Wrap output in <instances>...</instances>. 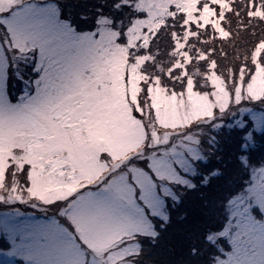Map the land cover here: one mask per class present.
Wrapping results in <instances>:
<instances>
[{"label":"snow or ice","instance_id":"snow-or-ice-1","mask_svg":"<svg viewBox=\"0 0 264 264\" xmlns=\"http://www.w3.org/2000/svg\"><path fill=\"white\" fill-rule=\"evenodd\" d=\"M241 36L221 63L217 54L229 53L218 42ZM101 53L108 68L123 63L122 80ZM262 80L264 0H0V207L10 209L0 212V232L11 238L0 264L18 255L138 264L144 241L157 243L173 222L157 211L169 197L182 203L177 184L208 190L177 217L195 225L185 238L190 259L179 264H264V134L243 128L247 147L237 141L231 168L223 133L233 130L215 127L231 110L264 113ZM45 97L53 114L42 128ZM103 97L112 105L101 110ZM204 127L220 155L189 184L160 148L169 132Z\"/></svg>","mask_w":264,"mask_h":264},{"label":"trees","instance_id":"trees-1","mask_svg":"<svg viewBox=\"0 0 264 264\" xmlns=\"http://www.w3.org/2000/svg\"><path fill=\"white\" fill-rule=\"evenodd\" d=\"M91 3L95 5H102L104 0H91ZM244 43L245 40L243 36L238 37L234 44H230L225 41L221 45L218 42V47H223V49L229 53L227 58L218 53L217 55L219 61L221 63H227L232 59L234 47L240 46ZM225 68H227L226 64ZM244 123V125H239L238 123H231L232 125L225 123L226 125H224L227 129L233 130L223 133L225 141L233 146L234 154L232 157L233 162L230 166L231 168L237 167V162L235 160V155L239 154L237 151H235L237 141H239L243 147H247V145L244 144L242 140V137L244 136V132L242 131L243 128L248 126V135H256L258 137L261 134H264V129L261 131L255 129L254 122L250 117H246ZM202 139V148H205L206 150L207 159L205 162L198 161L196 163L197 173L194 176L189 177L191 182H197L198 184L201 182L199 178L206 176L209 168L213 166L210 161H215L220 155L219 153H214L213 149L211 148V145L215 143L216 137L211 136L208 131L207 136ZM174 190L177 195L181 196L182 203L177 205L171 198L167 200L166 212L172 213L173 222L166 229L162 230L157 243H152L149 239L144 241L143 252L138 258V264H179L181 258H184L185 260L190 259L188 255V244L185 242V238L188 231L192 230L195 225L191 218L188 221H182L177 219V217L179 213L183 212L185 209L192 212L194 209L198 208L201 202V194L208 190L203 188H198L196 191L186 188L182 189L179 187V184L174 186ZM159 223H163V221H159L158 224Z\"/></svg>","mask_w":264,"mask_h":264},{"label":"rangeland","instance_id":"rangeland-1","mask_svg":"<svg viewBox=\"0 0 264 264\" xmlns=\"http://www.w3.org/2000/svg\"><path fill=\"white\" fill-rule=\"evenodd\" d=\"M83 51L87 53L86 46L83 49ZM45 55L46 56L49 55L47 51L45 52ZM101 58L106 69L110 70L114 77L116 73H119L120 74L119 80H122L123 63L120 61H116L114 63H111L110 68H108V61L103 58L102 53H101ZM43 64L47 70L48 61L44 60ZM105 86L107 87V85ZM113 87L116 89V91L119 93L120 96L123 95L122 83H118L116 80H113ZM260 88L262 91H264V80L260 82ZM96 103H97V107L103 110L111 107L112 99L109 97H103L98 99ZM51 104H52V98L45 97L42 105L36 110V120L37 123H39L42 128L46 127V125L51 122V118L53 114L51 111ZM205 114H210V112H207ZM261 115H264V113H257L253 109L248 107L231 110L219 118L220 123L216 124L215 127L218 130L221 126V123L223 125H226L225 123H229V124L238 123L239 125L242 124L244 125L245 118L250 117L254 122L255 129L261 131L264 129V123H262L259 119H257V116H261ZM207 129L208 128L206 127L200 129H193L192 131H189L187 135L184 136H176L175 132H169L168 135L169 137H171L172 140L171 144L164 142L162 147L160 148L161 152H164L166 155L172 157L173 159H176L177 162L181 164V166L184 169V173H186V175L183 176V180H187L189 184L192 183L189 177L194 176L197 173L196 163L198 161L205 162L207 159L206 150L205 148H202V143H203L202 138H205V136H207V132L209 131ZM175 131L183 132L185 130L176 129ZM63 135L67 137L68 134L63 133ZM161 140H163V137H161ZM37 147L42 148L43 146L37 145ZM176 153L179 154L178 157L175 155ZM174 186L175 185H173V188ZM168 199H170V197ZM167 200L157 211V214H159L160 211L166 212ZM9 210L10 209L8 208L0 207V212H6ZM19 211L23 213L25 216L36 217L37 220L44 219L43 214L35 209H30V208L25 209L23 206H19ZM10 250H11V238L6 233L0 232V257L6 255ZM12 259L14 261V264H40L39 261H34L31 257L24 255H18L13 257ZM97 264H100V262L98 261Z\"/></svg>","mask_w":264,"mask_h":264}]
</instances>
